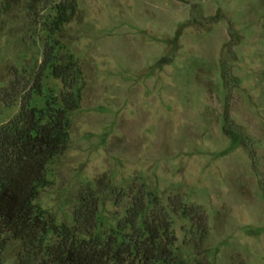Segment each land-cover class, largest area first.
Masks as SVG:
<instances>
[{
	"label": "rangeland",
	"instance_id": "rangeland-1",
	"mask_svg": "<svg viewBox=\"0 0 264 264\" xmlns=\"http://www.w3.org/2000/svg\"><path fill=\"white\" fill-rule=\"evenodd\" d=\"M60 1L0 0V125L40 71L31 105L60 98L61 79L41 68ZM77 4L51 39L81 67L80 106L35 203L72 223L93 192L109 225L144 186L172 218L184 264H264V0ZM175 196L197 210H174ZM21 250L9 239L0 264Z\"/></svg>",
	"mask_w": 264,
	"mask_h": 264
},
{
	"label": "trees",
	"instance_id": "trees-1",
	"mask_svg": "<svg viewBox=\"0 0 264 264\" xmlns=\"http://www.w3.org/2000/svg\"><path fill=\"white\" fill-rule=\"evenodd\" d=\"M77 7V0L58 2L47 27L50 39L41 68L50 67L61 79L60 98L54 94L42 107L31 105V92H43L40 71L32 90L21 94L19 113L0 125V262L8 240L16 238L22 241L18 264H184L173 251L172 218L158 196L144 186L118 221L109 225L100 216L99 198L93 192L81 196L72 223L57 221L51 211L35 203L47 183L48 162L69 141V113L80 106L81 67L73 53L58 51L51 39ZM124 194L116 192L117 203ZM174 198V210H197L179 196ZM202 215L199 212V218Z\"/></svg>",
	"mask_w": 264,
	"mask_h": 264
}]
</instances>
